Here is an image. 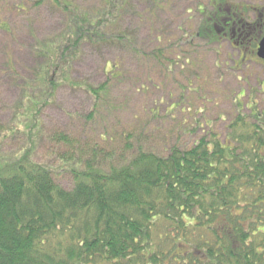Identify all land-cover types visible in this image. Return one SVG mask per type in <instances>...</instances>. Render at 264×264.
Returning <instances> with one entry per match:
<instances>
[{"label":"trees","instance_id":"1","mask_svg":"<svg viewBox=\"0 0 264 264\" xmlns=\"http://www.w3.org/2000/svg\"><path fill=\"white\" fill-rule=\"evenodd\" d=\"M220 1H209L213 9L199 14L196 38L214 43L215 28L226 17L231 30L248 24V7L228 6L227 13L226 0ZM126 3L105 5L121 11ZM62 9L70 15L69 39L49 52L41 76L49 95L71 85L66 72L80 41L105 25V19L75 14L70 4ZM253 16L252 35L264 33V14ZM257 39L229 43L242 55L256 48ZM116 70L111 64L109 80L119 77ZM109 80L85 88L100 99ZM246 109L237 103L223 135L195 120L194 132L202 133L189 146L171 147L165 155L137 149L116 167L101 165L96 144L75 160L69 190L28 153L3 164L0 264H264V107Z\"/></svg>","mask_w":264,"mask_h":264},{"label":"rangeland","instance_id":"2","mask_svg":"<svg viewBox=\"0 0 264 264\" xmlns=\"http://www.w3.org/2000/svg\"><path fill=\"white\" fill-rule=\"evenodd\" d=\"M209 1L221 4L127 0L118 11L105 5L108 0H0V166L28 153L69 190L75 160L96 144L101 165L116 167L137 149L165 155L171 147L189 146L202 133L194 132L195 120L223 135L237 103L245 113L263 109L264 61L256 57L257 46L241 55L227 41L194 36L199 14L213 9ZM64 4L105 25L80 41L66 72L71 85L49 95L41 76L52 46L68 38ZM228 6L248 7V23L264 14V0H226L227 13ZM257 36L258 45L264 33L245 43ZM111 64L119 77L109 80ZM108 80L100 99L85 88Z\"/></svg>","mask_w":264,"mask_h":264},{"label":"flooded vegetation","instance_id":"3","mask_svg":"<svg viewBox=\"0 0 264 264\" xmlns=\"http://www.w3.org/2000/svg\"><path fill=\"white\" fill-rule=\"evenodd\" d=\"M230 18H223L219 24L218 27L215 28L218 37V40H215L213 42H220V41H227V42H248L249 38L252 35V32L254 31L255 27H252L251 23L245 24L240 26L237 30H231L233 29L231 24ZM251 24V25H250ZM232 33L231 39L229 38V35ZM237 33L238 35H235ZM208 42V41H207Z\"/></svg>","mask_w":264,"mask_h":264},{"label":"water","instance_id":"4","mask_svg":"<svg viewBox=\"0 0 264 264\" xmlns=\"http://www.w3.org/2000/svg\"><path fill=\"white\" fill-rule=\"evenodd\" d=\"M256 57L260 61H264V36L261 38L260 42L257 45Z\"/></svg>","mask_w":264,"mask_h":264}]
</instances>
